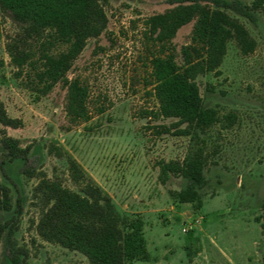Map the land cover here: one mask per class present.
Segmentation results:
<instances>
[{"label":"rangeland","instance_id":"374dc122","mask_svg":"<svg viewBox=\"0 0 264 264\" xmlns=\"http://www.w3.org/2000/svg\"><path fill=\"white\" fill-rule=\"evenodd\" d=\"M171 8L166 0L106 2V30L88 40L67 74L88 89L89 119L80 123L66 116L61 83L43 93L28 68L18 74L12 66L6 46L21 29L0 12V112L17 122L14 128L0 124V184L10 190L14 240L28 264H88L80 253L47 243L36 232L39 208L32 190L39 177L78 189L68 159L122 216L142 220L148 260L133 264H264V228L258 220L264 204V14L257 12L252 22L228 11L255 40V50L242 55L231 41L219 74L196 79L203 106L218 114V122L200 136L206 186L197 209L172 196L186 186L183 178L170 176L165 184L159 179L161 161L181 162L194 146L189 137L174 135L175 120L156 116L150 61L159 46L148 38L145 21ZM192 27L193 22L182 27L166 46L178 63ZM39 44H23L36 52L33 60ZM66 48L57 44L51 53ZM7 138L29 147L28 176L8 172L2 149ZM0 264H8L3 239Z\"/></svg>","mask_w":264,"mask_h":264},{"label":"trees","instance_id":"16d2710c","mask_svg":"<svg viewBox=\"0 0 264 264\" xmlns=\"http://www.w3.org/2000/svg\"><path fill=\"white\" fill-rule=\"evenodd\" d=\"M108 0H0V12L17 24L21 33L6 46L10 62L18 74L24 68L33 73L36 85L43 93L61 83L66 89L65 113L73 123L88 121V89L77 78L68 79L74 61L84 50L88 40L97 39L106 30L108 19L104 5ZM173 8L149 17L145 21L148 38L159 46L150 61L153 97L158 110L156 116L175 120L174 135L189 137L194 146L181 162L161 161L159 179L165 184L170 176L181 177L186 186L172 193L181 204L202 207L200 191L206 186L204 168L206 157L199 146L205 134L218 122L214 109L203 106L196 79L218 69L234 41L242 55L251 54L255 40L228 11L254 22L257 12L264 14V0H252L244 5L238 0H166ZM193 22L190 43L180 49L182 61L167 45L177 32ZM28 41L39 44L36 52L23 48ZM66 45L58 55L51 53L55 45ZM16 121L0 112V124L15 127ZM6 152L8 172L19 178L28 176L26 167L29 147L20 148L17 140L2 141ZM68 173L78 188L76 191L58 181L39 177L32 190V199L39 208L36 225L38 236L47 243L58 245L83 255L88 264H133L147 261L143 222L129 219L116 209L111 198L86 179L73 159H68ZM12 200L7 186L0 184V241L3 239L8 264H28L26 251L17 246ZM19 213V212H18ZM264 228V204L258 219Z\"/></svg>","mask_w":264,"mask_h":264}]
</instances>
